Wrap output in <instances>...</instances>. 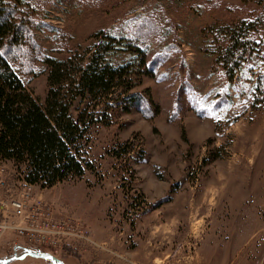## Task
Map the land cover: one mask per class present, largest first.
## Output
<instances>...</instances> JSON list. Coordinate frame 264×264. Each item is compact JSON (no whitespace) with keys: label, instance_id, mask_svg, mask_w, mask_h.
<instances>
[{"label":"rangeland","instance_id":"374dc122","mask_svg":"<svg viewBox=\"0 0 264 264\" xmlns=\"http://www.w3.org/2000/svg\"><path fill=\"white\" fill-rule=\"evenodd\" d=\"M18 2L31 24L26 45L13 54L24 84L42 103L48 83L39 60L64 58L99 30L139 36L138 22L149 16L155 21L147 59L163 62L134 88L150 89L159 107L153 121L136 109L111 111L89 131L94 169L32 192L28 216L40 207L36 218L62 223L65 236L31 241L11 231L0 237V247L9 239L3 247L10 255L21 254L14 246L23 243L63 258L6 264H102L103 252L111 264H264V94L258 88L264 0ZM238 26L251 48L230 67L231 77L219 54L229 43L224 33ZM5 166L16 181L15 166ZM20 190L13 187L14 194ZM165 197L171 198L150 209Z\"/></svg>","mask_w":264,"mask_h":264},{"label":"trees","instance_id":"16d2710c","mask_svg":"<svg viewBox=\"0 0 264 264\" xmlns=\"http://www.w3.org/2000/svg\"><path fill=\"white\" fill-rule=\"evenodd\" d=\"M26 15L18 0H0V163H12L27 182L49 189L94 169L87 158L89 131L106 114L136 109L149 121L156 118L159 107L150 89L134 88L137 80L154 74L163 57L147 59L145 47L155 21L149 16L138 22L139 36L99 30L91 43L76 46L64 58L39 60L46 65L48 83L42 103L24 84L16 66L19 58L13 54L28 41L31 22ZM247 34L243 26L224 33L229 43L226 49L221 47L219 60L231 77L230 67L251 48ZM258 80L264 94V68ZM180 107L177 94L173 117L180 114ZM104 122L110 124L111 118ZM170 198L158 200L150 209Z\"/></svg>","mask_w":264,"mask_h":264},{"label":"built area","instance_id":"2783aa9c","mask_svg":"<svg viewBox=\"0 0 264 264\" xmlns=\"http://www.w3.org/2000/svg\"><path fill=\"white\" fill-rule=\"evenodd\" d=\"M6 163H0V237L6 232H14L19 235L30 236V240L44 241L54 239L60 241L65 236L63 226L51 223L48 219L39 221L41 208L38 207L36 215L28 216L27 207L30 196L37 185L27 182L24 177L15 172L16 181L8 178ZM20 192L14 194L13 187L17 185ZM39 187V186H38ZM41 188V187H40ZM41 200L38 205H41Z\"/></svg>","mask_w":264,"mask_h":264},{"label":"crops","instance_id":"0c3cea01","mask_svg":"<svg viewBox=\"0 0 264 264\" xmlns=\"http://www.w3.org/2000/svg\"><path fill=\"white\" fill-rule=\"evenodd\" d=\"M106 236L110 239V241H112V246L113 248H117V243L115 242L116 241V237H114V234L108 230L106 231ZM9 239H5L4 240V244H2V247H0V264H6L7 261H12V260H16V259H28L30 257L31 261L32 262H42L44 260H47V259H54V258H63V256L59 255V254H56L50 250H42V249H39V248H36L34 246H30V245H26V244H23V243H18V244H15V248L17 249L16 251H20L21 254L19 255H16V256H13L11 253H8V251H6V249L3 247L6 245L7 241ZM114 241V242H113ZM12 250H13V246H12ZM87 252V251H86ZM90 256L93 255L91 253H88L86 254V256ZM100 255H96L98 256L97 258H99L101 261L103 260L102 264H111L113 261L111 259V254L109 253H99ZM89 256V257H90ZM151 257V256H150Z\"/></svg>","mask_w":264,"mask_h":264}]
</instances>
